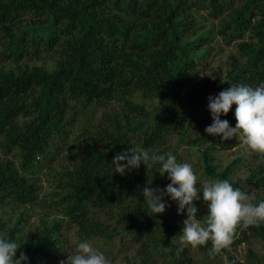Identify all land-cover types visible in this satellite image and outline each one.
<instances>
[{"label":"trees","instance_id":"trees-1","mask_svg":"<svg viewBox=\"0 0 264 264\" xmlns=\"http://www.w3.org/2000/svg\"><path fill=\"white\" fill-rule=\"evenodd\" d=\"M66 2L0 0V42L6 58L19 64L53 50L61 54L52 72L0 67V134L6 138L7 152L16 147L22 161L21 171L0 161V207L37 202L28 174L38 158L46 157L53 140L63 142L77 107L119 98L142 119L133 125L112 114L108 122L94 124L89 137L79 143L74 166L59 181L65 190L60 198L66 219L87 237L111 241L124 231L155 252L164 241L171 242L184 222L169 225L160 218L175 193L186 217L198 218L216 233L213 211L206 206L218 199V190H201L193 201L183 197L178 173L168 167L170 160L178 167L180 145L171 150L168 136L177 131L181 145H198L207 176L226 180L235 193L245 185L255 190L264 186V166L233 181L230 174L240 159L224 172H217L212 162L213 149L230 145L219 142L203 148L206 138L192 137L196 131L215 136L226 125L244 131L248 125L264 124V0H69L74 11ZM188 6L220 19L226 43L243 39L238 42L239 56L230 55L226 74L200 75L197 66L212 50L196 51L213 37L196 33ZM25 14L45 18L28 26L23 24ZM191 32L196 34L192 39L187 37ZM248 33L250 41L244 40ZM136 91L167 101L146 119L144 105L131 99ZM255 138L264 154V139ZM134 159L141 160L139 166ZM243 205L232 201L226 210L229 214ZM249 208L248 221L238 228L244 235L239 242L248 232L264 240V196L258 195ZM99 212H107L114 225L95 217ZM58 225L44 226L42 237L23 243L15 227L6 235L0 224V264H38L36 256L51 260ZM229 260L244 264L236 255Z\"/></svg>","mask_w":264,"mask_h":264},{"label":"rangeland","instance_id":"rangeland-1","mask_svg":"<svg viewBox=\"0 0 264 264\" xmlns=\"http://www.w3.org/2000/svg\"><path fill=\"white\" fill-rule=\"evenodd\" d=\"M67 1V2H66ZM67 6L69 0H65ZM72 11L75 8L70 7ZM187 10L194 16V29L197 34L208 33L213 39L209 40L205 47L196 51L211 48L212 52L207 61L198 65L200 75L213 74L217 71L227 73L230 68V55L239 56L238 42L226 43L220 32L221 20L211 18L207 11L188 6ZM25 14L23 24L32 26L44 16H29ZM35 17V18H34ZM189 34L192 39L196 34ZM250 33L245 36L250 41ZM5 46L0 42V67L9 70L11 68H41L48 72L56 69L61 54L53 50L39 57L25 58L19 64L6 58L3 51ZM194 53L191 52L190 55ZM242 61V59H241ZM206 63V64H205ZM131 99L144 105L146 119L152 117L156 110L167 101L164 97H146L142 91H136ZM69 119L68 132L63 137V142L57 139L51 142L47 148L46 157L38 158L33 173L28 174L30 181L35 183L38 200L34 204L13 205L0 207V224L6 235L14 230L16 238L23 243L37 239L43 235V227L58 225L56 242L51 251L52 259L47 260L36 256L38 264H231L229 255H236L242 263H264V240L248 232V238L243 239V234H238V228L248 220L247 211L250 204L258 195L264 196V186L252 189L245 185V189L235 193L229 188L228 182L219 177L207 176L204 160L198 145H181L178 140L179 132L175 131L168 136V147L174 149L179 146L180 159L178 167L174 168L171 160L169 169L178 173L184 189L183 197L187 201H193L197 194L204 189H217L218 199L211 200L206 209H211L215 217L217 232L213 231L196 217H186V209L180 198L174 193L168 203H165L160 213V218L173 225L184 220L181 227L172 235L171 242L164 241L157 251L153 252L142 241L137 240L136 235L126 232L119 233L113 240L107 241L103 236L82 235L79 227L71 220L66 219L64 202L61 194L64 189L60 187L66 171L71 169L76 162L75 151L83 139L88 138L94 124L108 122L109 117L115 114L125 123L130 121L133 125L142 117L132 112L125 101L113 98L111 102L98 103L88 106L86 109L77 107ZM22 118V117H21ZM24 121V119L22 118ZM242 131L234 125H226L219 129L215 136L209 131H196L192 137H205L207 148L219 142L230 145L229 148L217 147L212 150L213 167L217 172H224L227 166L234 160L240 159L230 174L233 181L243 180L255 169L264 166V154L259 150L255 135L264 139V124L248 125ZM212 137V138H211ZM6 138L0 134V161L8 162L11 168L21 171V154L16 147L7 152L4 145ZM198 142V141H196ZM154 160V159H153ZM167 161L163 159L162 161ZM155 161V160H154ZM141 160L134 159V166H139ZM172 193V192H171ZM170 193V194H171ZM243 202L244 205L232 212L226 210L229 202ZM246 206L248 208H246ZM107 212H99L95 215L101 222L114 225V220L107 219ZM122 231V228H118ZM238 236V237H237ZM237 237V238H235ZM153 246V243H150ZM147 249V252H145Z\"/></svg>","mask_w":264,"mask_h":264}]
</instances>
